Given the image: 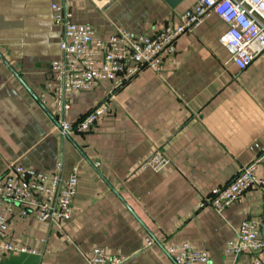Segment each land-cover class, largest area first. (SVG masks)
<instances>
[{
	"label": "crops",
	"instance_id": "crops-1",
	"mask_svg": "<svg viewBox=\"0 0 264 264\" xmlns=\"http://www.w3.org/2000/svg\"><path fill=\"white\" fill-rule=\"evenodd\" d=\"M51 1L0 0V171L61 161L63 176L77 166V192L67 220L24 217L16 206L8 236L35 253H8L0 264H87L96 246L120 250L121 264H175L166 247L182 241L206 251V264H246L252 254H226L225 243L241 221L264 217V190L250 188L220 212L200 204L261 149L264 57L239 70L219 41L227 24L210 13L177 38L160 71L144 68L116 89L90 129L62 135L54 100H40L60 57ZM63 1L102 38L120 28L156 35L196 2ZM112 89L103 80L74 94L64 118L76 121ZM156 151L169 159L160 171L139 167ZM256 174L264 178V161Z\"/></svg>",
	"mask_w": 264,
	"mask_h": 264
},
{
	"label": "built area",
	"instance_id": "built-area-1",
	"mask_svg": "<svg viewBox=\"0 0 264 264\" xmlns=\"http://www.w3.org/2000/svg\"><path fill=\"white\" fill-rule=\"evenodd\" d=\"M55 23L62 27L59 41L60 57L51 63V79L40 94L43 105L54 100L55 117L62 135L90 129L104 115L114 91L136 76L142 69L161 70L164 59L175 53V42L190 32L210 13L217 14L226 24L219 37L230 54L231 62L246 69L254 59L264 57V0H196L185 10L176 25L167 24L156 35H135L125 28L116 29L107 38L95 37L94 28L72 20V10L63 0L50 3ZM108 80L113 89L96 107L69 122L64 112L71 106L72 96L92 89L98 82ZM264 161V139L259 153L224 185L211 189L205 202L220 212L250 188L264 190V178L256 174L258 163ZM169 159L154 152L141 164L143 168L160 171ZM78 168L73 166L63 176L62 162L57 161L49 171L20 164H7L0 171V259L13 252L35 250L14 244L7 233L9 216L20 208L22 216L33 213L39 220L69 219L78 186ZM152 239H147L151 244ZM166 252L175 264H206L208 254L188 241L167 245ZM226 254L251 253L246 264H264V217L244 219L226 243ZM124 255L107 246L93 248L87 264H121Z\"/></svg>",
	"mask_w": 264,
	"mask_h": 264
},
{
	"label": "water",
	"instance_id": "water-1",
	"mask_svg": "<svg viewBox=\"0 0 264 264\" xmlns=\"http://www.w3.org/2000/svg\"><path fill=\"white\" fill-rule=\"evenodd\" d=\"M139 167H141V165Z\"/></svg>",
	"mask_w": 264,
	"mask_h": 264
}]
</instances>
